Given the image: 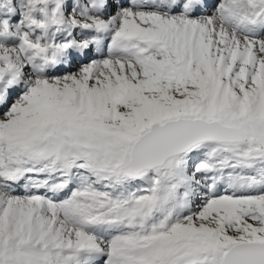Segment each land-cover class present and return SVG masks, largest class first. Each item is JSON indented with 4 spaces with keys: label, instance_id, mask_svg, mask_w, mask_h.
Here are the masks:
<instances>
[{
    "label": "snow or ice",
    "instance_id": "6c2138e0",
    "mask_svg": "<svg viewBox=\"0 0 264 264\" xmlns=\"http://www.w3.org/2000/svg\"><path fill=\"white\" fill-rule=\"evenodd\" d=\"M0 264H264V0H0Z\"/></svg>",
    "mask_w": 264,
    "mask_h": 264
},
{
    "label": "rangeland",
    "instance_id": "374dc122",
    "mask_svg": "<svg viewBox=\"0 0 264 264\" xmlns=\"http://www.w3.org/2000/svg\"><path fill=\"white\" fill-rule=\"evenodd\" d=\"M94 55H95V53L91 54L89 57H93ZM89 57H88V58H89ZM74 66H75V65H74Z\"/></svg>",
    "mask_w": 264,
    "mask_h": 264
}]
</instances>
